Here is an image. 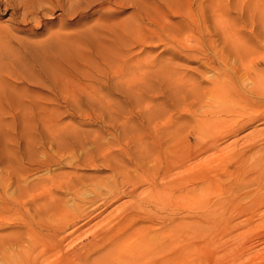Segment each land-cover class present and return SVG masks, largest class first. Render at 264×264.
Returning a JSON list of instances; mask_svg holds the SVG:
<instances>
[{
  "label": "rangeland",
  "instance_id": "rangeland-1",
  "mask_svg": "<svg viewBox=\"0 0 264 264\" xmlns=\"http://www.w3.org/2000/svg\"><path fill=\"white\" fill-rule=\"evenodd\" d=\"M184 1L0 0V81L12 84L13 90L9 87L6 93L10 89L21 97L17 109L0 106L4 112L0 117V264H12L16 255L13 242L28 237L34 220L37 226L43 225L46 241L51 234L60 240L58 256H51L50 261L71 253L73 261L84 258L85 264L93 263L92 258L93 264H106L101 257L119 248L129 256H147L161 264L163 257L174 252L178 240L197 232L202 237L216 233V224L208 220L197 226L200 230L188 221L178 228L174 225L180 221V213L140 200L151 195L164 200L165 195L176 192L170 182L185 172L179 168L170 171L166 156L183 155L189 166L212 157L214 152L207 151L189 159L194 140L182 144L181 138L197 128L194 116L198 113L195 117L200 118L199 110L217 105L211 106V94L216 93L223 73H230L231 63L226 58L227 66H223L217 56L228 45L263 44L257 34L264 32V11L254 14L228 6L224 11L222 5L236 0H216L215 11L200 13L197 6L206 7L210 0H189L192 14L186 13L181 20L168 13L167 3L175 6ZM148 18L160 26L149 23ZM214 19L216 31L208 30L206 26ZM192 23L199 26L192 27ZM13 37L24 42L25 53ZM11 74L38 83L13 84ZM188 106L195 110L191 107L193 112H187ZM216 110V119L223 118L218 105ZM262 130L264 124L255 122L217 140L216 160L210 165L214 167L206 174L215 182L203 188V199L210 195L206 201L215 200L217 189L229 181L224 170L238 149L235 145ZM262 153L251 150L245 161L230 165L238 183L252 177L248 180L258 185L247 181L245 189L244 183L239 184L241 194L264 185V168L255 165L264 159V153L259 157ZM165 172L171 175L163 181ZM155 176L158 183L168 185L153 190L148 181ZM131 186L135 195H122ZM49 228L60 229L57 233ZM97 237L98 241L105 238L98 243ZM168 243V248H162Z\"/></svg>",
  "mask_w": 264,
  "mask_h": 264
},
{
  "label": "bare ground",
  "instance_id": "bare-ground-1",
  "mask_svg": "<svg viewBox=\"0 0 264 264\" xmlns=\"http://www.w3.org/2000/svg\"><path fill=\"white\" fill-rule=\"evenodd\" d=\"M162 2H164V0H162ZM263 2H264V0H236L235 3L233 2L231 4L228 2L229 4H227V5H222V4L221 5H222V8L224 11H225V9L232 8L234 10H238V9H240L241 11L247 10L248 12L251 11L254 14H258L260 11H264ZM191 5L192 4L189 0H185L184 2H181L180 4L178 3L175 6L167 3L166 8H167L168 13L170 12V13L177 14L178 16L181 17V20H182L183 19L182 16H184V18H185L186 13H188V14L193 13L192 9H191ZM225 6H228V8H226ZM197 9L199 10L200 13H203L206 9H208V11H210V10L215 11L216 0H210L209 4L208 5L206 4V7L204 5L203 6L199 5V7L197 6ZM28 14H29V12H28ZM203 22L204 23L206 22L205 17L203 19ZM149 23L154 24V25H159L157 23H154V21H151V19H149ZM167 25H170V22ZM167 25H164V27ZM198 26H199L198 23H192V27H198ZM165 28H167V27H165ZM206 28H208V30L216 31V19H214L213 22L208 24L206 26ZM17 30L22 31V29H20V28H17ZM257 35H258V38H260L261 42L263 43V44L261 43L262 45H259L257 47H252V46H250V47H246V46L237 47V46L228 45V47L224 48V51L222 52L223 54H220L219 56H217L218 62L223 66H227V62H226L227 59L226 58L231 60V63L229 64L230 73L229 74L223 73L221 71L223 73V75L221 77L222 78L221 81L219 83H217L216 93L211 94L212 95L211 106L214 107L213 104L214 105L217 104L218 109H219L218 112L220 114H223L224 117L222 116L223 118L216 119V115H217L216 106L217 105L211 109H209L210 108V106H209L208 107L209 110H206V111H204L205 109L203 111L199 110V117L200 118L195 117L198 113L196 115L193 114V115H195L194 121H196V123H197V128L191 129L188 133L183 134L184 136L181 138L182 144H188L190 139L194 140V144H195L194 151L190 152L188 150L189 148L187 149L189 153H192V154H190V156H188L189 159H192V158L196 157L197 155L205 153L207 151H212V153L214 152L212 157L208 156L210 158H208L206 160H202L201 162H197L194 165L189 166V165L185 164L187 161L186 162L183 161L184 160L183 157H185L183 155H180V157H179L178 156L179 154H176L175 157L170 156L171 159H170V157L168 158L166 156L165 157V160L167 162L166 166L171 167L170 171H172L175 168H179V169H183L182 171L185 172V174L183 176L179 177V175H177L178 178L175 175L176 176L175 178H177L176 181L173 180L172 182H170V183H172V185L175 184L174 188L176 187L175 189H176L177 193L176 192L173 193L175 191L174 190L172 193H170V195H165V194H163V191H161L160 195L162 197H163V195L167 196L166 197L167 199H164V200L157 198L158 196L156 197V196H152V195L147 196L145 198L143 197L141 200L139 199L141 204H151V206L154 205V206H158V207L162 206L163 209H167L173 213H180L181 214L180 215V221L178 223H176L175 225L173 224L174 226H176L178 228H182L185 224H187V221H188V224H190L191 226H194L193 228L195 230L198 228L197 226L202 224L203 221L208 220V221L216 224V233L212 232V234L209 236L206 235V236L202 237L197 232V233H192L193 235H191V238H185V239L182 238V239L178 240V242L176 240H174V242L172 241L173 243L177 242V246H176V248H174V252L173 253L171 252L170 255H168V256L162 255L165 257L162 258V260L160 262L161 264H263L264 263V230L263 229L259 230V228L261 226H262V228H264V210L261 211V208H264V185H261L260 187L254 189L250 192L246 191V190H245L246 192H244V187H242V190L245 194H241L242 192L241 193L239 192L240 189L238 188V185L240 184L241 186H243L244 182L240 183L242 181V179H241V181L239 180V183H238V181L236 180L238 175H235L233 173L234 172L233 169H230L231 164H233L237 161L239 162L240 160H243L245 155L251 150H252V152L262 151L264 153V130L259 131L258 133H254L252 136H249L245 141H243V143H241L239 145H235V147H237L238 149L233 151V154H232L233 159L231 160L230 165H228V167L225 170L222 169V170L228 172L227 175L229 176V178H227V179L229 181L221 188L220 191H219L220 188L217 189L219 193L217 194V198L215 200H211V199L207 198V199H209V201H206L205 198L210 196V195L205 196L204 199L202 198L203 197L202 196L203 188L204 187H211V186H213V183L215 182L214 179L208 178L206 176V174H208L207 173L208 169L210 170L214 167V165H212L213 167L210 168V165L212 162H214L216 160V142H217V140L223 136L225 137L226 135H231V134L245 128L246 126H248L251 123L259 122L261 124H264V32L261 31ZM9 38H11V36ZM13 39H15V41H16V42H14V44L17 43L18 47L21 49L23 48L22 50L25 53L26 46L24 45V42L22 40H20L19 38H16V37H13ZM10 42H11V40L9 39L8 43H10ZM239 72H241V75H239L240 74ZM9 79H10V81H12L13 84H18V83L29 84L32 82L38 83L37 81H32L28 77L19 76L17 74H15V75L11 74V78H9ZM5 83H4V81H3V83H2V81H0V106L1 105L6 106V108L8 110L17 109L21 105V103H20L21 97L18 94H16V95L11 94L10 91L13 90L12 84H9V83L5 84ZM9 87L11 88V90L8 89L9 93H6V90ZM2 94H4V95L2 96ZM195 99H198L197 96ZM200 100L202 101L203 98H201ZM191 101L192 100H190V102ZM188 103L189 102H187V104ZM193 103H195V102H193ZM173 104H174V106L176 105L175 103H173ZM190 104H192V103H190ZM196 105H198V104H196ZM200 106H198V107H200ZM191 107H189V106L186 107V111L189 113L190 112L192 113L193 111H192ZM174 108H172V109H174ZM183 108H185V106ZM196 109H198V108H196ZM3 114H4L3 110L0 109V117ZM195 118H196V120H195ZM188 124H190V123H188ZM2 125H4V124H2ZM168 126H169V124H168ZM190 127H191V125H190ZM222 128H224V130H225L224 133L222 131H220V130H223ZM177 132H179V131H177ZM219 132H221V134H222L221 136L219 135L220 134ZM171 135H172V133L169 136H171ZM176 135L177 134H175L174 136H176ZM177 136H176V138H177ZM196 143H198V144L196 145ZM174 146H175V144H174ZM181 147H180V149H182ZM186 148H187V146H186ZM186 148H183V149H186ZM178 151H182V150H178ZM217 151H219V150H217ZM170 153L171 152H169V154ZM263 153H262V155L260 154L259 157L263 156ZM187 155H189V154H187ZM222 158H221V161H223ZM203 159H205V157ZM197 160L199 161V159H197ZM156 161H158V160H156ZM244 161H245V159H244ZM244 161H241V162H244ZM164 163H165V161H164ZM191 163H192V160H191ZM226 164H227V162H226ZM244 165H246V164L244 163L243 166ZM255 165H257L258 167L264 168V159L263 158L260 159V161ZM241 166H240V168L243 167V166L242 167ZM159 167L161 168V165ZM216 167H217V165H216ZM246 167H248V166H246ZM249 167H250V165H249ZM251 167H250V170H251ZM156 168H157V166H156ZM222 168H224V167H222ZM115 169H117V168H115ZM148 169L150 170V167ZM155 169H153V171ZM179 169H178V171H179ZM158 170L160 171V169H158ZM158 170H157V172H158ZM166 170H169V169H166ZM244 170L245 169L242 168L241 171H244ZM246 170H248V169L246 168ZM145 171L147 173L149 172V171H147V168ZM151 171H152V169H151ZM214 171L216 172V169ZM217 171H219V169H217ZM166 172H165V175H163V177L161 178L162 180L168 178V176L171 175V174H169L167 176L166 174H168V173H166ZM184 172H182V173H184ZM219 172H221V171H219ZM142 173L144 174V171ZM147 173H145V174H147ZM179 173H181V172H179ZM261 173H263V171ZM150 174H153V173L151 172ZM211 174H210V176H211ZM224 174H225V172H224ZM214 176H215V174H214ZM249 176H250V174H249ZM144 177L147 178L146 176H144ZM156 177H158V176H155L154 179L153 178L151 179L148 177L152 181L147 179V180H149L148 185L153 186V190H154V187L159 186V187L163 188V187H166L168 185L167 183H166L167 185L161 183L164 180L161 181L160 183H158V181L156 180ZM217 177L218 176H215L213 178H217ZM219 177H218V179H219ZM242 177H245V176L242 175ZM248 179H247V181L249 183H251L253 181V180L249 181L252 179V177L249 180ZM222 180L225 181L224 178H222ZM169 181H171V180H169ZM247 181H245V183H247ZM258 181L259 180H257V182ZM195 182H201L200 184L197 183V184H199L200 187H197L198 185L195 184ZM120 183H121L120 187H122V189H123V186L125 184L123 181H121ZM258 183H260V182H258ZM253 184L257 185L254 181H253ZM262 184H264V182H262ZM67 186H69V184ZM169 186H170V184H169ZM70 187H69V189H70ZM131 187L132 188L127 190V191L124 190L122 192V195L127 194L129 196H134L135 190H134L133 186H131ZM217 187H221V186H217ZM249 187H250V185H249ZM215 188L216 187H214L213 189L215 190ZM167 189H169V188H167ZM245 189H247V185L245 186ZM160 190H161V188H160ZM207 190H209V189L207 188ZM169 191L170 190H168V194H169ZM244 199H246L247 201H243ZM203 200L206 201L205 204L203 203ZM48 208H49V206H48ZM128 213H130V212H128ZM123 215H125V214H123ZM240 218H242L240 221H236ZM170 219H167V220H170ZM165 220L163 219V221H165ZM35 223H38V222H35V220H34V222L32 223L33 227L30 230V232L28 231L29 232L28 237L24 241L22 239H20V240H15L13 242L12 249L14 248V250H15L14 252L16 253V255L12 254L15 257L12 264H85V262L83 260L84 258L83 259L78 258V259H75V261H73L71 259V253L68 255L66 254V255L59 256V259H54L53 261L52 260L50 261L49 259H51L50 258L51 256L57 255L56 252L60 248V240L56 239L57 234H56V236L51 234L50 235L51 239H49V241H46L44 239L45 238L44 235L41 233L42 230L44 229L43 225L37 226ZM56 223H58V222H56ZM58 224H57V226H58ZM116 225H118V224H116ZM48 226H51V224H48ZM195 227H197V228H195ZM49 229L52 230V232L54 231V232L58 233L60 228L59 229L49 228ZM208 229H210V228H208ZM187 231L190 232V230H187ZM60 232H62V231H60ZM193 232H195V231H193ZM58 237H61V236H58ZM100 237H97L96 241L98 243L102 242L101 241L102 238H105V237H102L98 241V239ZM193 238H194V240H193ZM175 239H179V237L175 238ZM8 242H9V240H8ZM90 242H92V241H90ZM93 243L95 244V240L93 241ZM94 244H92L93 247H95ZM97 244H96V246H97ZM170 244L172 246V243H170ZM89 245H91V244H89ZM260 245L262 247H259ZM0 246H2V244ZM100 246H101V244L99 245V247ZM168 246H169V243L164 244V246L162 245V248H165V247L168 248ZM121 249L122 248H119L118 250H113L110 253H107V254L105 253L106 255H104L105 256L104 259L101 257L102 261H104L106 264H154V262H153L154 259H150L147 256H129L128 254H125L124 252H122ZM203 249H206V250L202 252ZM3 253L6 254L5 251H3ZM9 255H10V253H9ZM74 255H76V254H74ZM152 256H154V255H151V257ZM76 257H77V255H76ZM92 259L94 260V258H92ZM92 259L90 262L94 263V261H92ZM101 259H99V260H101ZM96 261H98V260H96ZM10 263L11 262H9L7 264H10ZM93 263H90V264H93Z\"/></svg>",
  "mask_w": 264,
  "mask_h": 264
}]
</instances>
